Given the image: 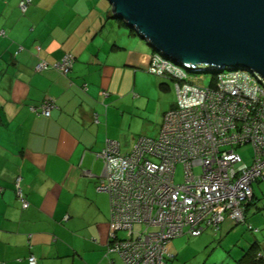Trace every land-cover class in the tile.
Listing matches in <instances>:
<instances>
[{
	"label": "crops",
	"instance_id": "0c3cea01",
	"mask_svg": "<svg viewBox=\"0 0 264 264\" xmlns=\"http://www.w3.org/2000/svg\"><path fill=\"white\" fill-rule=\"evenodd\" d=\"M22 1L8 3V18L0 13V264H125L108 253L111 200L99 191L105 165L97 155L110 141L125 154L159 136L163 120L140 134L133 123L168 80L149 73L153 49L107 1L32 0L25 13ZM68 54L75 63L64 75L52 66ZM42 63L50 67L39 71ZM48 99L50 118L40 115ZM235 226L228 220L219 232Z\"/></svg>",
	"mask_w": 264,
	"mask_h": 264
},
{
	"label": "built area",
	"instance_id": "2783aa9c",
	"mask_svg": "<svg viewBox=\"0 0 264 264\" xmlns=\"http://www.w3.org/2000/svg\"><path fill=\"white\" fill-rule=\"evenodd\" d=\"M31 3L23 0L20 8L27 12ZM74 63L68 54L52 67L68 75ZM49 67L42 63L37 69ZM148 71L173 76L177 107L166 113L157 138L142 137L125 154L110 141L97 155L105 165L99 191L111 200L108 253L118 254L125 264H165L175 239L200 237L209 229L218 233L228 220L246 224L254 184L264 173V80L258 74L230 70L226 75L207 67L189 71L156 52ZM205 71L219 72L210 86L202 84L204 78L189 76ZM55 106L46 100L40 115L50 118ZM247 145L254 148L251 165L237 151ZM179 164L185 176L178 185ZM20 182L19 196L27 207ZM137 225L142 231H135ZM29 263L38 261L31 257Z\"/></svg>",
	"mask_w": 264,
	"mask_h": 264
},
{
	"label": "water",
	"instance_id": "95a60500",
	"mask_svg": "<svg viewBox=\"0 0 264 264\" xmlns=\"http://www.w3.org/2000/svg\"><path fill=\"white\" fill-rule=\"evenodd\" d=\"M156 53L195 70H244L264 80V0H106Z\"/></svg>",
	"mask_w": 264,
	"mask_h": 264
},
{
	"label": "rangeland",
	"instance_id": "374dc122",
	"mask_svg": "<svg viewBox=\"0 0 264 264\" xmlns=\"http://www.w3.org/2000/svg\"><path fill=\"white\" fill-rule=\"evenodd\" d=\"M0 1V13H3L4 17L8 18V15L13 11L12 6L9 7L8 3H13V0ZM39 1H43V4H41L40 7H45L46 3L49 2L51 4L58 2V0H37V2ZM62 1L64 4L67 0ZM37 12V15L40 14L41 9H38ZM23 13L25 12L23 11ZM6 22H8V20ZM2 24L0 25V30L2 28ZM150 51L153 56L155 52L153 50ZM225 74L228 75L229 72L225 71ZM152 76L158 80H168L170 88L165 92L160 90L162 98L153 99L147 106L145 112H143L144 116H139L140 118L135 119L133 123V133L135 134H140L145 126L155 129L158 124H161L162 120L164 121L163 117H165V115H163L162 111L164 109H170L175 103L177 107L178 98L176 84L172 79H170L171 77L173 78V76L168 75L169 78H162L155 75ZM189 76L193 79L204 78V81H202L204 86H210L214 79L213 73L199 75L189 74ZM123 151H129V146L127 148L124 146ZM237 151L242 156L246 164L251 165L253 163L254 148L252 145L241 147ZM195 172L200 175L201 168L196 167ZM184 176V165L179 164L176 169V184H183ZM254 195V202L250 207V211L246 213V224L237 225L230 233L224 235L222 232L216 233L213 229H209L200 237L185 235L184 237L175 239L174 242L176 244V249L172 251L169 258L166 257L165 263L238 264V261L243 258L246 251L249 250L256 242L260 243L261 249L264 252V173L263 176L254 184ZM142 229V226L139 225L135 227L136 232H140ZM124 234L125 233H121V236ZM171 256L173 257L171 258Z\"/></svg>",
	"mask_w": 264,
	"mask_h": 264
},
{
	"label": "trees",
	"instance_id": "16d2710c",
	"mask_svg": "<svg viewBox=\"0 0 264 264\" xmlns=\"http://www.w3.org/2000/svg\"><path fill=\"white\" fill-rule=\"evenodd\" d=\"M206 73H213L214 74V79H213V82H214L216 80L217 74L219 72L205 71V73H203V74H206ZM254 199H255V195H254ZM252 204L253 203H251L249 205L247 211L249 210V208L251 207ZM261 252H262V249H261L260 243L259 242L254 243L250 247V249L246 251L243 258L240 261H238V264H264V254Z\"/></svg>",
	"mask_w": 264,
	"mask_h": 264
},
{
	"label": "bare ground",
	"instance_id": "6f19581e",
	"mask_svg": "<svg viewBox=\"0 0 264 264\" xmlns=\"http://www.w3.org/2000/svg\"><path fill=\"white\" fill-rule=\"evenodd\" d=\"M166 115V114H165Z\"/></svg>",
	"mask_w": 264,
	"mask_h": 264
}]
</instances>
